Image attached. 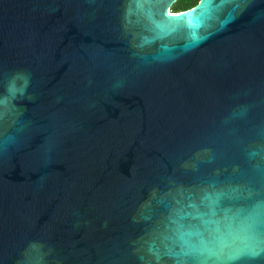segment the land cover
Wrapping results in <instances>:
<instances>
[{
  "label": "water",
  "instance_id": "1",
  "mask_svg": "<svg viewBox=\"0 0 264 264\" xmlns=\"http://www.w3.org/2000/svg\"><path fill=\"white\" fill-rule=\"evenodd\" d=\"M179 1L0 0V264H264V0Z\"/></svg>",
  "mask_w": 264,
  "mask_h": 264
},
{
  "label": "trees",
  "instance_id": "2",
  "mask_svg": "<svg viewBox=\"0 0 264 264\" xmlns=\"http://www.w3.org/2000/svg\"><path fill=\"white\" fill-rule=\"evenodd\" d=\"M201 0H180L173 8V14L187 12L199 5Z\"/></svg>",
  "mask_w": 264,
  "mask_h": 264
},
{
  "label": "snow or ice",
  "instance_id": "3",
  "mask_svg": "<svg viewBox=\"0 0 264 264\" xmlns=\"http://www.w3.org/2000/svg\"><path fill=\"white\" fill-rule=\"evenodd\" d=\"M206 2H207V0H202V5H201V7H202L203 4L206 3ZM195 11H196V10H193V12H195ZM184 15L186 16V15H188V13H185Z\"/></svg>",
  "mask_w": 264,
  "mask_h": 264
}]
</instances>
